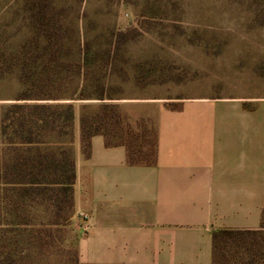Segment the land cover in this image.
<instances>
[{"label": "rangeland", "instance_id": "374dc122", "mask_svg": "<svg viewBox=\"0 0 264 264\" xmlns=\"http://www.w3.org/2000/svg\"><path fill=\"white\" fill-rule=\"evenodd\" d=\"M23 92L72 104L67 132L46 147L65 148L74 161L87 156L81 118L104 103L156 135L166 114H211L213 129L225 115L264 116V0H0V121ZM2 128L0 264H75V249L79 264L104 257L89 244L100 235L90 234V212L75 208V183L73 208L63 195L58 208L71 217L64 240L35 246L50 203L15 198L16 176L5 172L15 171L14 139Z\"/></svg>", "mask_w": 264, "mask_h": 264}, {"label": "crops", "instance_id": "0c3cea01", "mask_svg": "<svg viewBox=\"0 0 264 264\" xmlns=\"http://www.w3.org/2000/svg\"><path fill=\"white\" fill-rule=\"evenodd\" d=\"M212 118L161 116L152 164L92 137L75 159V208L90 212L100 236L89 244L104 251L91 264H213L215 231L264 225V116L225 115L219 129Z\"/></svg>", "mask_w": 264, "mask_h": 264}, {"label": "trees", "instance_id": "16d2710c", "mask_svg": "<svg viewBox=\"0 0 264 264\" xmlns=\"http://www.w3.org/2000/svg\"><path fill=\"white\" fill-rule=\"evenodd\" d=\"M63 96L32 95L23 92L17 102L4 113L0 125L4 135L15 147L13 181L16 199L20 203L32 199L34 203L49 202L48 222L34 233L36 247L56 245L62 237L70 216L58 214L61 196L66 205L73 208L72 190L76 180L75 161L65 148L52 149L47 138L54 133H66L74 118L72 104L50 103L47 100ZM103 99V97H100ZM46 101V102H40ZM139 132L127 116L110 103L101 105L92 116L81 118V138L85 154L90 155L91 139L102 135L105 145L124 146L127 160L133 164H152L156 161L157 135L148 126L140 125ZM113 132V134H111ZM117 137V140H113ZM51 196V197H50ZM53 200L51 201V199ZM15 224L24 225L23 216L17 215ZM45 228V229H43ZM74 262L79 264L74 250ZM213 264H264V225L257 229H221L213 234Z\"/></svg>", "mask_w": 264, "mask_h": 264}]
</instances>
